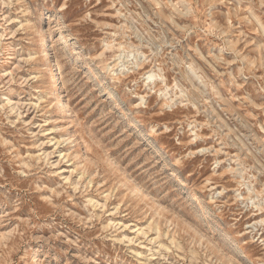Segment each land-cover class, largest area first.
Returning a JSON list of instances; mask_svg holds the SVG:
<instances>
[{"label":"rangeland","instance_id":"obj_1","mask_svg":"<svg viewBox=\"0 0 264 264\" xmlns=\"http://www.w3.org/2000/svg\"><path fill=\"white\" fill-rule=\"evenodd\" d=\"M0 264H264V0H0Z\"/></svg>","mask_w":264,"mask_h":264},{"label":"bare ground","instance_id":"obj_2","mask_svg":"<svg viewBox=\"0 0 264 264\" xmlns=\"http://www.w3.org/2000/svg\"><path fill=\"white\" fill-rule=\"evenodd\" d=\"M148 77V76H147Z\"/></svg>","mask_w":264,"mask_h":264}]
</instances>
